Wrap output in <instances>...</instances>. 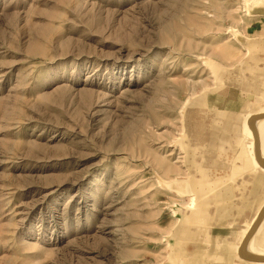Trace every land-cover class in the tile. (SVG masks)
I'll list each match as a JSON object with an SVG mask.
<instances>
[{"label":"rangeland","instance_id":"374dc122","mask_svg":"<svg viewBox=\"0 0 264 264\" xmlns=\"http://www.w3.org/2000/svg\"><path fill=\"white\" fill-rule=\"evenodd\" d=\"M251 1L0 0V264H173L164 235L183 203L159 179L183 175L185 102L211 88L185 110L206 145L217 111L262 99V81L236 74L214 90L211 65L245 56L222 52H246L234 30L264 53ZM225 121L214 144L226 151L203 148L214 178L241 163L239 122Z\"/></svg>","mask_w":264,"mask_h":264},{"label":"bare ground","instance_id":"6f19581e","mask_svg":"<svg viewBox=\"0 0 264 264\" xmlns=\"http://www.w3.org/2000/svg\"><path fill=\"white\" fill-rule=\"evenodd\" d=\"M260 1L261 0H252L248 3V15L251 14V4H256ZM232 33L235 35L236 39L243 44L246 54L240 47L238 49V55L235 54L234 51L224 48L225 50L222 52H225L229 57L238 56L236 62L240 60L244 54L245 56L239 62H235L236 64L232 66V68L224 67L217 62L211 63L213 76L217 85V88L214 90L217 91L220 87L225 86V79L230 78L233 74L239 77V83L244 85V88L249 89L254 86V88L256 87L257 89L259 81L261 82V80L258 79L256 51L261 48L262 40L258 41L257 39L259 38L248 39L237 30H234ZM204 62L206 63V61ZM210 89L211 88H207V90ZM207 90L206 94L202 96L193 97L192 95L182 108L183 128L182 132L178 133L179 137L176 141L186 154L183 156V161L181 157L177 162L180 163L183 174H187L188 172V175L181 174L182 176H174L175 178L171 180L159 179V183L177 195L178 198L180 197L179 200L183 203V207H178V203H176L175 205L177 207L173 208L177 222L172 230L171 227L174 223L169 230L166 231V235H164L166 237L164 238L166 245L164 246L165 251L163 255H166L168 244L167 257H169L173 264L252 263L241 257L238 250L244 237L256 222L261 210L264 208V203L262 204V202H260V200L263 199V192L256 184L252 183L253 180H250L251 174L264 166L260 164L257 159L258 150L261 157L264 159V151L262 148L264 117L255 120L253 126H251L249 121L254 115L264 114V109L258 111L255 109L257 104L248 102L238 113L232 112V109L219 110V112L217 111V115L213 116L215 123H212V126L223 125L224 122L226 123L225 118H227V124L231 123L232 125L237 124L235 122H239L240 132L238 138L240 140V152L237 154L236 159L241 161L240 164H238L239 162L234 163L231 172L233 175H231L230 178H214L209 171L211 169L210 166L206 167V169L209 170L203 169V160H208L207 156L205 157V154L203 155V148L207 146L215 155L226 151V148L218 146L217 143L214 144L217 139L224 140V138L219 137L217 133L222 129V127L220 128L221 125L216 128L214 127V129L212 128V136L208 139L210 140L208 142L209 144L206 145L202 142L192 141H200V136L192 135L191 137L189 133V135L186 134L188 128L186 122L192 114L186 113V107L191 104H196L201 107L202 105H206L205 98L208 93ZM256 100H258V98ZM197 154H199V157H197L198 159L195 158ZM181 162L186 169L182 166ZM162 163L167 165V170L171 169L169 168L170 165H168L169 163L167 160H164ZM192 167H194V169ZM233 171L235 173H233ZM240 175H244L245 178L241 179L243 182L240 183L241 187L239 188L240 184L236 177ZM237 190L241 192L239 196L234 193V191ZM182 198H186L187 201ZM249 213L252 214L249 215ZM240 218H242L241 222L244 226L239 227L238 232L235 231L234 234L224 238L221 237V235L213 236L215 228L220 229L233 226ZM201 236L204 238V243H196L192 250L193 252L189 251L191 249L189 248V242L197 238L202 239ZM248 252L256 255H264V215L257 226L255 234L249 241ZM252 264H264V262H253Z\"/></svg>","mask_w":264,"mask_h":264},{"label":"crops","instance_id":"0c3cea01","mask_svg":"<svg viewBox=\"0 0 264 264\" xmlns=\"http://www.w3.org/2000/svg\"><path fill=\"white\" fill-rule=\"evenodd\" d=\"M257 9H258V11H260L259 12V14H263L262 16H264V1L263 0H261L260 2H259V6L257 7ZM264 44V43H263ZM261 49V48H260ZM260 49H258L257 51H256V64L258 63V61L259 60H261V59H263L264 60V53H261L260 54ZM264 49V48H263ZM262 51H264V50H262ZM245 54H246V52H245ZM244 54V55H245ZM243 55V56H244ZM257 69H258V75H259V71H260V69H262L260 66H258L257 65ZM263 71V70H262ZM262 81V85H264L263 83H264V79H262L261 80ZM259 85H261V82L259 81ZM259 93H262V99L259 101V103L257 104V106L255 107V109H257L258 111H261V110H263L264 109V86H263V88H262V91L261 92H259ZM258 100H259V98H258ZM262 148H263V151H264V129H263V136H262ZM183 175H188V172H187V174H183ZM232 175V174H231ZM231 175H229L228 177H225V179H228V178H230V176ZM178 176H182V175H178ZM237 178V180H238V183L240 184V183H242L243 182V180H241L242 178H245L244 177V175H240V176H238V177H236ZM250 180H253V182L252 183H254V184H256V186L263 192V199L262 200H260V202H262V204L264 203V166H262V168L261 169H258V170H256L254 173H252L251 174V176H250ZM241 187V184H240V186H239V188ZM240 190H242V189H240ZM240 190L238 191H234V193L235 194H237L238 196L241 194V192H240ZM251 191V190H250ZM180 198V197H179ZM188 198V197H187ZM182 199H185V198H182ZM252 213H249V215H251ZM247 253L248 254H250V255H254V254H251L250 252H248V246H247ZM245 259V258H244ZM247 260V259H246ZM249 261V260H248ZM252 262V261H251ZM253 263V262H252Z\"/></svg>","mask_w":264,"mask_h":264},{"label":"water","instance_id":"95a60500","mask_svg":"<svg viewBox=\"0 0 264 264\" xmlns=\"http://www.w3.org/2000/svg\"><path fill=\"white\" fill-rule=\"evenodd\" d=\"M264 117V114H257L254 115L250 118V124L251 126H253V122L255 120H257L258 118H262ZM257 159L260 162V164L264 165V159L261 157V154L259 152V150L257 151ZM264 215V208L261 210L258 219L256 220V222L252 225L251 229L249 230V232L246 234V236L244 237L243 241L241 242V245L239 247V255L249 261L252 262H264V255H250L247 253V246L249 245V241L251 239V237L255 234V231L257 229V226L260 223L261 218Z\"/></svg>","mask_w":264,"mask_h":264}]
</instances>
